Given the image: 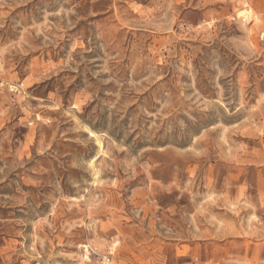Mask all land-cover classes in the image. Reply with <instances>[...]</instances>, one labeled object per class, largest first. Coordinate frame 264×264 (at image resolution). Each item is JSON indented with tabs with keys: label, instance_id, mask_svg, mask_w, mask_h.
Returning a JSON list of instances; mask_svg holds the SVG:
<instances>
[{
	"label": "rangeland",
	"instance_id": "374dc122",
	"mask_svg": "<svg viewBox=\"0 0 264 264\" xmlns=\"http://www.w3.org/2000/svg\"><path fill=\"white\" fill-rule=\"evenodd\" d=\"M0 264H264V0H0Z\"/></svg>",
	"mask_w": 264,
	"mask_h": 264
},
{
	"label": "bare ground",
	"instance_id": "6f19581e",
	"mask_svg": "<svg viewBox=\"0 0 264 264\" xmlns=\"http://www.w3.org/2000/svg\"><path fill=\"white\" fill-rule=\"evenodd\" d=\"M248 12V11H247ZM243 13V12H242ZM241 14V13H240ZM241 16H246V13H243ZM92 135H95V133L92 132Z\"/></svg>",
	"mask_w": 264,
	"mask_h": 264
}]
</instances>
